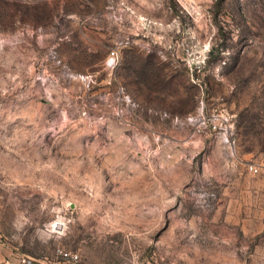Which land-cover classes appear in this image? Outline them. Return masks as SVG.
<instances>
[{"label": "rangeland", "instance_id": "obj_1", "mask_svg": "<svg viewBox=\"0 0 264 264\" xmlns=\"http://www.w3.org/2000/svg\"><path fill=\"white\" fill-rule=\"evenodd\" d=\"M0 264H264V0H0Z\"/></svg>", "mask_w": 264, "mask_h": 264}, {"label": "built area", "instance_id": "obj_2", "mask_svg": "<svg viewBox=\"0 0 264 264\" xmlns=\"http://www.w3.org/2000/svg\"><path fill=\"white\" fill-rule=\"evenodd\" d=\"M114 53H115L114 51H111L110 55H113ZM247 168L249 170L254 171V172L257 171V168L254 165H252V164H248ZM67 256H68V261H75L77 259V255L76 254H74V255L73 254H69V255L67 254Z\"/></svg>", "mask_w": 264, "mask_h": 264}]
</instances>
